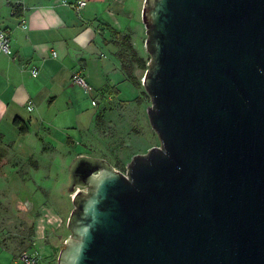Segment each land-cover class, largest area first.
Here are the masks:
<instances>
[{
	"label": "water",
	"instance_id": "obj_1",
	"mask_svg": "<svg viewBox=\"0 0 264 264\" xmlns=\"http://www.w3.org/2000/svg\"><path fill=\"white\" fill-rule=\"evenodd\" d=\"M160 146L82 156L57 264H264V0H145Z\"/></svg>",
	"mask_w": 264,
	"mask_h": 264
},
{
	"label": "crops",
	"instance_id": "obj_2",
	"mask_svg": "<svg viewBox=\"0 0 264 264\" xmlns=\"http://www.w3.org/2000/svg\"><path fill=\"white\" fill-rule=\"evenodd\" d=\"M75 2L0 0V28L10 33L12 49L11 56H0V135L5 158L47 155L48 149L89 131L107 99L122 100L119 87L127 78L117 56L120 39L112 30L130 35L137 49L146 34L145 0H89L80 14L72 7ZM105 47H113L119 68L110 70L103 62ZM90 59L101 63L96 74L89 67ZM75 72L82 73L87 90L72 82ZM82 91L92 105L96 102L87 112L80 104ZM81 117L84 122H79ZM17 118L27 124V134L21 135L14 126Z\"/></svg>",
	"mask_w": 264,
	"mask_h": 264
},
{
	"label": "rangeland",
	"instance_id": "obj_3",
	"mask_svg": "<svg viewBox=\"0 0 264 264\" xmlns=\"http://www.w3.org/2000/svg\"><path fill=\"white\" fill-rule=\"evenodd\" d=\"M146 39L145 34L137 50L141 57L150 61ZM104 54L107 59L103 62L109 65L110 70L119 68L113 47H105ZM100 66V61L90 59L92 72L96 74ZM135 71L142 81L143 73L137 68ZM119 90L122 100L107 99L92 128L82 132L78 139L64 140L57 148L48 149L47 155L20 158L10 154L4 158V183L0 184V264H22L20 256L24 252L39 256V264L58 263L60 251L71 234L68 220L74 205L68 183L69 169L76 158L105 159L126 174L134 156L160 146V140L149 122L148 108L152 103L144 87L141 84L136 87L127 80L122 82ZM79 97L83 109L86 112L91 110L90 97L84 91ZM136 98L141 102L136 103ZM131 99L134 101H127ZM84 119L81 117L79 122H84ZM0 144L2 146V142ZM12 170H17L15 176L11 174ZM78 190L83 189L79 187ZM15 191L29 194L35 211H39L33 230L30 228L31 221L29 223L15 210ZM30 216L34 219L35 213ZM54 229L63 235L58 244H52L49 238V232Z\"/></svg>",
	"mask_w": 264,
	"mask_h": 264
},
{
	"label": "trees",
	"instance_id": "obj_4",
	"mask_svg": "<svg viewBox=\"0 0 264 264\" xmlns=\"http://www.w3.org/2000/svg\"><path fill=\"white\" fill-rule=\"evenodd\" d=\"M19 13V12H17ZM112 33L116 39H120V47L121 50L117 54L121 66L122 71L126 75L127 80L133 83L134 86L139 87L142 85V81L138 79V76L135 75V69L137 71H141L144 75L146 70L148 69V60H145L143 57L139 55V51L134 47L131 36L128 34L120 35L116 31L112 30ZM117 42V41H116ZM143 79V77H142ZM135 101L138 103L141 102L139 98H136ZM14 126L18 129L21 135H25L28 133V126L25 122L20 119H15L13 121ZM2 142V136L0 135V143ZM5 149L1 148L0 144V162L5 158Z\"/></svg>",
	"mask_w": 264,
	"mask_h": 264
},
{
	"label": "built area",
	"instance_id": "obj_5",
	"mask_svg": "<svg viewBox=\"0 0 264 264\" xmlns=\"http://www.w3.org/2000/svg\"><path fill=\"white\" fill-rule=\"evenodd\" d=\"M89 0H76V2L72 5L74 8L75 12L77 14H80L82 10L87 6ZM12 55V49H11V38H10V33L3 29L0 28V56H11ZM54 56H56V53H53ZM32 75L37 76L38 71L37 70H32ZM72 82L87 90L89 88L88 83L86 82V79L80 72H75L72 75ZM93 106H96V102L93 101ZM34 108L33 102H30L27 109L29 112H31ZM20 261L22 264H39V256L36 254H31L28 252H24L20 256Z\"/></svg>",
	"mask_w": 264,
	"mask_h": 264
},
{
	"label": "flooded vegetation",
	"instance_id": "obj_6",
	"mask_svg": "<svg viewBox=\"0 0 264 264\" xmlns=\"http://www.w3.org/2000/svg\"><path fill=\"white\" fill-rule=\"evenodd\" d=\"M136 103H138L137 101H135ZM79 157H82V156H79ZM78 157V158H79ZM87 157V156H86ZM77 159V158H76ZM75 159V160H76ZM74 160V161H75ZM103 160H105V159H103ZM2 161H4V159L2 160ZM105 161H107V160H105ZM108 162V161H107ZM74 163V162H73ZM72 163V164H73ZM111 164V163H110ZM112 165V164H111ZM113 167H114V165H112ZM3 167H4V164H3V162H0V181L2 182V180H3V178H4V176H5V172L3 171L2 172V169H3ZM71 167H72V165L70 166V169H71ZM115 168V167H114ZM70 169H69V171H70ZM116 169V168H115ZM117 170V169H116ZM37 171V170H36ZM118 171V170H117ZM11 172V174L12 175H14L15 176V174H16V172H17V170H12V171H10ZM120 172V171H119ZM122 173V172H121ZM70 174V173H69ZM19 178V177H18ZM18 181H20L19 179H18ZM79 188V186H75L74 187V191L72 192L71 190H70V175H69V183H68V192H70V194L71 193H73V195L75 194V193H77V192H80V191H82V190H78V191H76V189H78ZM15 193V210H16V212H17V214H19L21 217H23L24 219H26L28 222L29 221H31V226H30V228H32V230L35 228V226H36V222H37V218H38V212L37 211H35V206H34V204H33V202H31L29 199H30V196H29V194L28 195H26V194H23L22 192H14ZM35 213V218L33 219V218H31V216H30V214H32V213ZM30 223V222H29ZM50 234V241L51 242H53L52 244H55V243H60V241H61V238H62V234H60L59 232H57V231H55V229L54 230H52L51 232H49Z\"/></svg>",
	"mask_w": 264,
	"mask_h": 264
}]
</instances>
